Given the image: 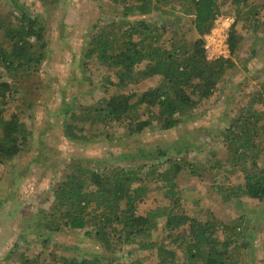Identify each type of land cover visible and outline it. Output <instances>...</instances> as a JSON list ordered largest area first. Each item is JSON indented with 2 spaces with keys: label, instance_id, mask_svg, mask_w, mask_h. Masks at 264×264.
<instances>
[{
  "label": "trees",
  "instance_id": "1",
  "mask_svg": "<svg viewBox=\"0 0 264 264\" xmlns=\"http://www.w3.org/2000/svg\"><path fill=\"white\" fill-rule=\"evenodd\" d=\"M61 1L36 0L44 10L56 8ZM173 2L178 3L179 12L191 17V24L176 25L174 17L181 20V16L170 10ZM248 3L112 0L109 9L116 15L89 23L79 57V64L85 67L83 74L92 77L90 69L102 73L96 85L100 94L88 96L91 99L74 94L69 102L65 89L72 81L59 88L62 106L57 116L62 120L64 138L79 144L111 145L126 144L157 130L168 136L179 133L194 119L189 111L205 108L218 83L240 61V22L244 18L253 27L257 23L256 7L247 9ZM223 8L228 13L234 9L237 16L229 32L230 55L209 60L205 37L214 29L218 15L224 14ZM43 16L33 15L18 0H0V171L6 162L13 163L32 149L36 104L28 89L33 85L38 93L48 91L44 68L51 41ZM153 78L158 80L156 86L139 90L142 80ZM261 80L251 103L260 101L263 108H240L227 128L213 136L221 140L226 152H212L202 159L192 156L189 148L171 153L165 145L157 153L127 164L75 156L58 165L42 160L53 149L43 141L44 133L53 128L49 124L40 133L41 153L33 164L45 162L44 168L51 169L59 181L34 212L29 233L44 238L42 250L30 254V249L22 247L30 241L24 240L10 251V257H16L14 264H122L126 247L130 248L128 255L133 250L153 253L159 264H246L243 259L255 238L254 228L247 231L251 221L244 215L220 220L211 205L202 201L186 212L178 182L183 176L204 179L205 172L223 205L242 199L264 201V77ZM19 95L26 103L25 112L11 105ZM50 95L53 99L54 92ZM151 186L161 197L159 202L168 204L143 215L139 205ZM74 231H85L102 253L76 259L51 249L59 235ZM141 262L143 258L133 261Z\"/></svg>",
  "mask_w": 264,
  "mask_h": 264
},
{
  "label": "rangeland",
  "instance_id": "2",
  "mask_svg": "<svg viewBox=\"0 0 264 264\" xmlns=\"http://www.w3.org/2000/svg\"><path fill=\"white\" fill-rule=\"evenodd\" d=\"M18 1L29 7L30 12L35 16L44 13L51 50L46 58L45 67L47 66V69L44 68L48 91L38 93L39 91L33 85L28 89L31 96H35L36 104L35 119L33 118L32 149L22 153L21 158L17 161L6 162L0 171L2 180L0 187V264H14L16 257H10V251L15 245H21L20 243H23L24 240L30 241L22 246L24 249H30V254L34 255L42 250L41 242L44 238L36 239L34 234L29 233L32 220L35 218L34 212L44 205L45 199L53 193L59 181L57 176L54 177L55 173H52L51 169L44 168L45 164L43 163L45 162L33 164L41 153V146L38 142L40 133L49 124H52L53 128L44 133L43 141L46 145H51L53 149L45 153L42 160H52L58 165L75 156L95 157L107 162L117 159L121 164H127L129 161L140 160L143 155L155 154L165 145L169 147L171 153L177 149L187 150L186 148H189L192 156L202 159L205 156L210 157L212 152H226L221 140L213 139V136L220 135L227 128L231 118L237 114L240 108L246 107L250 110L263 108L260 101H256L254 104L251 102L264 77V10H262L264 0H249L248 8H246L256 7L253 13L258 12L257 23L253 27L244 18L240 22L238 27L241 40L238 55L240 61L238 60L235 68L218 83L215 95L205 108L197 107L189 111L194 119L188 121L179 133L172 132L168 136L165 132L158 130L146 132L132 140H127L126 144L121 141L111 145H106L103 142L79 144L67 141L62 134L61 117L57 116L59 107L62 106V94L59 88L64 89L66 82L72 81L71 84H68V89H65L69 102H72L74 94H80V99L100 94L96 85L100 84L102 73L90 69L92 77L89 74H83L85 67L79 64L81 63L79 57L85 46L83 40L89 23L104 16L107 18L116 15L109 9L108 4L112 3V0H62L56 8H47L46 10L36 0ZM177 8L178 3L173 2L170 10H174L176 15L181 16V20L174 17L176 25L191 24V17L182 14ZM230 11L232 13H228L226 8H223L222 13L224 14L218 15V17L223 20L229 17L234 18L236 22L237 16H235L234 9ZM154 17L151 16V19H155ZM170 20L167 19L168 22ZM214 28H216V24ZM166 37L170 38L171 34H166ZM192 37L196 38L194 35ZM209 56L210 54L207 53L206 57L210 58ZM89 82L92 84L89 85ZM157 83L158 80L155 78L146 79L142 80L138 87L139 90L146 91L150 87L156 86ZM51 89L54 92L53 99L50 95L53 93L50 91ZM88 91L90 92L87 95ZM21 97L19 95V99L11 105L13 108H21L19 110L25 112L26 103ZM255 100L258 99L255 98ZM209 132H212V136H205ZM30 164H33L31 169L25 172ZM202 175L204 179L183 176L178 182L184 191L183 204L186 212L190 213L194 205L202 201L204 205H211L220 220L228 221L232 216L233 218L246 216V220L251 221L247 231L254 228L255 238L252 240V247L243 262L264 264V201L242 199L240 201L233 200L230 204L223 205L218 202L220 199L217 191L212 190L213 186L210 181L205 179L206 173L203 172ZM149 189L152 191L139 205V212L143 215L168 204V202H159L162 199L153 190L154 187L151 186ZM51 249L76 259L89 258L92 254H101L103 251L96 242L85 235V231L59 235L52 241ZM129 251L130 248L126 247L122 252L120 260L122 264H135L133 261L140 258H143L142 264H159V260L153 253L133 250L132 255H128Z\"/></svg>",
  "mask_w": 264,
  "mask_h": 264
},
{
  "label": "built area",
  "instance_id": "3",
  "mask_svg": "<svg viewBox=\"0 0 264 264\" xmlns=\"http://www.w3.org/2000/svg\"><path fill=\"white\" fill-rule=\"evenodd\" d=\"M234 18L222 19L217 17L215 20L216 28L205 37L206 45L205 49L210 54L209 60H216L219 58H228L230 55V47L228 42L229 32L234 25ZM218 23L222 25L219 26Z\"/></svg>",
  "mask_w": 264,
  "mask_h": 264
}]
</instances>
